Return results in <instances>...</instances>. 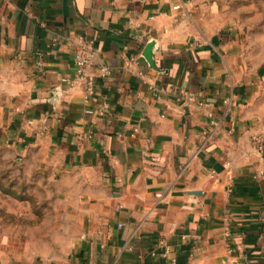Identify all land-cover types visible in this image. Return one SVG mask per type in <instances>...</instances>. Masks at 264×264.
Instances as JSON below:
<instances>
[{"label": "crops", "instance_id": "0c3cea01", "mask_svg": "<svg viewBox=\"0 0 264 264\" xmlns=\"http://www.w3.org/2000/svg\"><path fill=\"white\" fill-rule=\"evenodd\" d=\"M229 1L0 0V146L63 173L59 245L0 224V264H264V33Z\"/></svg>", "mask_w": 264, "mask_h": 264}, {"label": "rangeland", "instance_id": "374dc122", "mask_svg": "<svg viewBox=\"0 0 264 264\" xmlns=\"http://www.w3.org/2000/svg\"><path fill=\"white\" fill-rule=\"evenodd\" d=\"M229 2L243 22L244 35L248 31L264 33V0ZM8 151L0 146V224L30 226L39 235H47L43 238L50 244L58 246L61 237L54 235L55 223L48 218L53 214L52 219L56 220L61 213L60 205L56 204L63 177L59 163L53 168L43 159L22 160Z\"/></svg>", "mask_w": 264, "mask_h": 264}, {"label": "built area", "instance_id": "2783aa9c", "mask_svg": "<svg viewBox=\"0 0 264 264\" xmlns=\"http://www.w3.org/2000/svg\"><path fill=\"white\" fill-rule=\"evenodd\" d=\"M80 38L81 43L74 52V63L76 66V77L83 80L86 84V98L88 99L95 92V75L88 74L86 69L93 62L96 52L93 48L92 40H87L82 36ZM194 43H199L198 39H195ZM100 71L103 76L110 74V69L106 66H102ZM189 99H192V96H189ZM88 111L91 110L89 109ZM210 115L212 116V113ZM252 142L257 149L262 150L264 148L263 137L256 135L253 137Z\"/></svg>", "mask_w": 264, "mask_h": 264}]
</instances>
